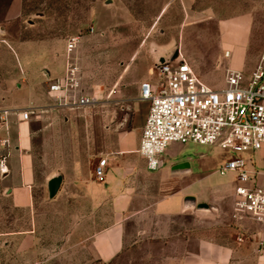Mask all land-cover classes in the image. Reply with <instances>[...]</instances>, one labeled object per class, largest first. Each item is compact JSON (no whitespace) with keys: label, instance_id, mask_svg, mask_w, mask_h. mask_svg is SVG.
I'll return each mask as SVG.
<instances>
[{"label":"rangeland","instance_id":"374dc122","mask_svg":"<svg viewBox=\"0 0 264 264\" xmlns=\"http://www.w3.org/2000/svg\"><path fill=\"white\" fill-rule=\"evenodd\" d=\"M220 20L233 21L227 34L220 33ZM73 35L81 37L71 59L80 71L81 90L95 94L97 101L73 110L49 107L44 115L32 114L30 123L39 184L36 208L44 213L37 229L74 230L83 236L80 242L115 218L113 206L92 199L89 185H103L105 178L96 174L99 162L107 151L112 155L117 151L119 135L140 124L141 81L158 80V63L174 58V63L186 59L214 88L225 86L228 67L250 74L264 54V0H194L189 7L185 0H0V105L23 106L33 97L38 101L30 88L47 96L48 80L65 72L66 42ZM227 50L230 56H225ZM206 146L183 153L193 161L199 158L200 168L195 170L206 174L200 187L209 198L224 199L221 210H201L211 215L201 222L193 216L173 221L128 218L132 244L113 264H190L202 256V241L220 240L211 236L213 225L228 227L235 221L230 200L239 184L238 173L221 175L220 168L238 154L219 144ZM176 148L179 152L180 146ZM241 156L251 172L259 171L257 181L264 179V146ZM168 165L171 159L164 154L158 170ZM107 166L112 168L113 163ZM55 172L63 174V182L49 200L46 177ZM145 175L134 180L132 173L126 180L131 212L158 194L156 180L146 183L150 178ZM23 225V219L4 223L5 228ZM158 226L163 236L151 237ZM146 227L148 236L143 239ZM54 240L43 237L49 244ZM54 259L47 264H61Z\"/></svg>","mask_w":264,"mask_h":264},{"label":"crops","instance_id":"0c3cea01","mask_svg":"<svg viewBox=\"0 0 264 264\" xmlns=\"http://www.w3.org/2000/svg\"><path fill=\"white\" fill-rule=\"evenodd\" d=\"M193 2L194 0H185V5L189 7ZM232 22V20H220L218 25L220 33L227 34L233 25ZM145 80L153 83L158 82V80ZM30 89L35 91L34 94L38 97V101H35L33 97L29 103L23 106L17 103L11 105L6 102L0 105V110L11 109L7 115L3 114V117L6 118L5 121L0 118V156L8 155V170L6 173H0V264H47L52 258L61 264H113L132 244L131 235L126 228L128 218L147 220L151 216L173 221L176 218L193 216L201 222L206 220L205 217L211 215L198 209L200 203L208 204L207 202H209L211 203L208 204L209 209L212 208L218 212L223 207L224 199L209 198L205 190L200 187L204 184L206 174L203 169V171L195 170L200 168L198 166L199 158L193 161L190 156L183 153L191 148H201L205 145L191 142L172 143L165 153L166 159H171V165L164 166L157 171L147 169L145 159L139 152L142 130L150 106L148 101L143 100L140 104V124L135 126L131 133L126 132L119 135L117 151L114 155L107 151L108 154L103 156V159H107L103 185L94 183L89 185L93 200L102 202L104 206L110 204L111 209L112 206L114 207V220L107 226L85 236L80 241L81 244L77 240L83 236L74 230L65 232L58 229L54 231L37 229L40 216L44 213L39 212L36 208L35 190L39 184L36 176L35 155L32 150L33 130L30 119H23L20 111L14 110L31 106L47 107L51 103H49L48 95H41L35 89ZM41 113L44 115L46 112ZM139 135L140 138H137ZM177 146H180L179 152ZM141 162L144 165L137 168V164ZM109 163H113L112 168H107ZM164 164H166L165 161ZM179 165L184 167H179ZM249 172L254 177L255 185L264 184V179L260 182L257 181L258 170L254 169L253 172L249 170ZM56 173L61 172L48 175L46 181L48 182ZM132 173H134V180L139 174H146L145 178H150L145 179L149 181L146 183H152V180L155 179L156 181L153 183L156 184V193H158L153 201L141 210L134 212H131L132 197L126 191L128 189L126 180ZM131 182H133L132 179ZM144 183L145 181L141 182V186H144ZM45 192L46 190L43 189V195ZM151 196L154 197V195ZM233 197L230 202L234 209L235 192ZM48 199L52 200L49 197ZM213 199L216 200L215 203L212 202ZM44 200L43 203L46 202V199ZM233 218L235 223L231 222L228 227L223 226L224 224L212 226L210 230L215 234L211 236L220 240L215 244L202 241L199 246L202 258L192 260L190 264H264V256L257 252V240L262 227L248 219H239L234 216ZM21 219L24 220V225L19 228L4 227V223L13 224ZM160 230L161 226L154 229V234L155 232L156 234L151 237H162ZM141 233L145 239L148 236V228L142 229ZM44 236L55 240L49 244L43 241ZM70 253L73 255L70 260H67Z\"/></svg>","mask_w":264,"mask_h":264},{"label":"built area","instance_id":"2783aa9c","mask_svg":"<svg viewBox=\"0 0 264 264\" xmlns=\"http://www.w3.org/2000/svg\"><path fill=\"white\" fill-rule=\"evenodd\" d=\"M80 42L79 35L68 38L65 72L48 80L46 91L52 103L47 107L15 109L20 111L23 119L29 120L37 112H47L49 107L73 110L96 103L95 94L82 92L79 68L71 61ZM225 56H230V50L225 51ZM173 61L158 63L157 83L144 80L140 84V97L150 106L139 152L149 171L159 169L162 156L175 142L219 144L238 154L221 166L220 173H238L233 216L251 220L262 227L257 252L264 256V184L253 183L254 177L241 156V153L257 151L264 145V54L250 74L228 67L222 88L204 82L186 59L178 63ZM10 111L0 110V118L5 121L3 114ZM7 157V154L0 156L2 174L8 170ZM106 163L107 159H102L96 169L100 180H104Z\"/></svg>","mask_w":264,"mask_h":264},{"label":"water","instance_id":"95a60500","mask_svg":"<svg viewBox=\"0 0 264 264\" xmlns=\"http://www.w3.org/2000/svg\"><path fill=\"white\" fill-rule=\"evenodd\" d=\"M175 59V58H174ZM173 59L169 60L172 61ZM179 167H184L183 165H179ZM63 182V175L61 173L54 174L47 182L48 196L50 199L54 198ZM198 209H209V205L206 203H200L198 205Z\"/></svg>","mask_w":264,"mask_h":264}]
</instances>
